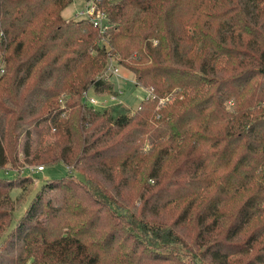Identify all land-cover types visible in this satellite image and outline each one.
<instances>
[{"label":"trees","instance_id":"16d2710c","mask_svg":"<svg viewBox=\"0 0 264 264\" xmlns=\"http://www.w3.org/2000/svg\"><path fill=\"white\" fill-rule=\"evenodd\" d=\"M92 1L102 34L0 0V264H264V0ZM110 60L132 114L83 102ZM58 163L11 229L25 165Z\"/></svg>","mask_w":264,"mask_h":264},{"label":"rangeland","instance_id":"374dc122","mask_svg":"<svg viewBox=\"0 0 264 264\" xmlns=\"http://www.w3.org/2000/svg\"><path fill=\"white\" fill-rule=\"evenodd\" d=\"M87 5V0H72L70 5H68L64 11L61 13V16L65 20H79L80 18L76 15L84 11ZM102 43V42H101ZM118 74L115 75L116 77H109L105 82L111 83L113 85V93L112 94H98L94 90L89 91L90 98L95 99L97 104L95 107H92L94 110L102 111L105 109H101L102 105H107V107H110L111 105H118L119 108L126 109L130 112V114L134 113L140 104V102L147 98V92L139 88L135 85L134 79L132 74L123 69L118 68ZM106 77L109 75H106V70L104 69L102 72V77ZM104 77V78H105ZM118 93V94H117ZM117 95V101H112L111 96ZM61 103V102H60ZM62 109V106H60ZM53 131H51L52 133ZM45 142H52L51 136L45 137ZM36 144V143H35ZM35 144H31V149L34 150ZM39 166L42 165H25L29 170L23 172V176L30 177L32 179V183L29 185H23L22 189H13L9 196L11 200L18 201L16 204V208L13 212V218L11 223V229L14 228V226L18 223L19 219L24 214L25 210L29 207L30 202L33 200L35 194L41 189V187L47 183V181L51 180H57L61 178H65L69 175L68 169L58 163L51 166L45 167L42 172L34 171ZM24 167V168H25ZM7 173H2L1 176H7V177H14L15 174L12 172L13 170L10 168V166L7 167ZM26 170V169H24ZM77 175L76 173H74ZM174 217H177L179 214L178 212H173ZM184 235H187L186 240L192 239L194 236V230L191 229V226H186ZM246 258H243L242 256H233L232 258L228 259V264H244ZM222 264V262H219ZM197 264H215L210 258H205L202 261H199Z\"/></svg>","mask_w":264,"mask_h":264},{"label":"built area","instance_id":"2783aa9c","mask_svg":"<svg viewBox=\"0 0 264 264\" xmlns=\"http://www.w3.org/2000/svg\"><path fill=\"white\" fill-rule=\"evenodd\" d=\"M87 5H89L88 7H86V9L84 11L79 12L76 16L79 17L80 19H87L89 20L90 23H92V25L99 30V32L102 34L104 33L105 29L103 26V14H101L99 11H97L96 9V5L94 3V1L92 0H87ZM112 61L110 60L109 63L106 66V76L105 78L103 77L104 81L107 80L109 77H116L115 75L118 74V69L116 67H114L111 63ZM0 68H1V64H0ZM3 70L0 69V74H2ZM112 97V101H117V98ZM83 102L85 105H87L88 107H95V105L97 104L98 101H96L93 98H90L89 96V91L84 93L82 96ZM107 105H102L101 109H106ZM34 171L37 172H42L43 168L42 167H38L37 169H35Z\"/></svg>","mask_w":264,"mask_h":264}]
</instances>
